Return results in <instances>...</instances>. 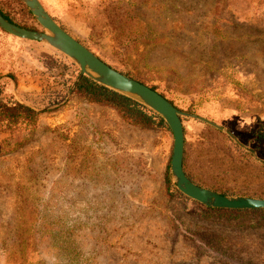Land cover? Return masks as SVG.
I'll return each instance as SVG.
<instances>
[{"label":"rangeland","instance_id":"rangeland-1","mask_svg":"<svg viewBox=\"0 0 264 264\" xmlns=\"http://www.w3.org/2000/svg\"><path fill=\"white\" fill-rule=\"evenodd\" d=\"M40 1L178 109L214 122L231 107L255 118L239 133L234 119L216 123L264 160V0ZM0 8L44 31L22 0ZM80 73L51 45L0 27V95L41 112L34 130L0 123V264H264V213L214 211L176 192L171 130L87 102L74 93ZM182 121L195 183L263 198V163L216 127Z\"/></svg>","mask_w":264,"mask_h":264},{"label":"water","instance_id":"water-1","mask_svg":"<svg viewBox=\"0 0 264 264\" xmlns=\"http://www.w3.org/2000/svg\"><path fill=\"white\" fill-rule=\"evenodd\" d=\"M44 28L32 30L10 22L0 13V27L8 33L23 39L39 41L51 45L77 62L82 76L111 89L127 94L160 114L168 124L174 138L171 169L177 188L186 196L201 202L207 207L221 209H264V198L247 196H228L205 188L192 181L184 169L185 133L182 117H191L203 121L227 133L240 146L264 164L252 148H247L230 130L204 116L185 112L175 107L166 97L152 87L113 68L87 46L66 31L46 10L40 0H22Z\"/></svg>","mask_w":264,"mask_h":264},{"label":"trees","instance_id":"trees-1","mask_svg":"<svg viewBox=\"0 0 264 264\" xmlns=\"http://www.w3.org/2000/svg\"><path fill=\"white\" fill-rule=\"evenodd\" d=\"M1 14L8 19L10 22H13L21 27L37 30L36 28H31L29 26L22 25L15 20H13L7 13H5L0 8ZM137 79V78H136ZM144 83L141 80H138ZM147 85V84H146ZM154 90L158 91L155 86H150ZM164 97H166L162 92L158 91ZM74 93L80 94L87 102L96 103L104 106L113 108L121 116V118L131 125L140 126L143 128L150 129H165L169 130L170 128L164 118L149 108L147 105L141 101L127 95L111 89L105 85H102L88 76H82L79 81L76 83L74 88ZM167 98V97H166ZM175 107H177L172 100L167 98ZM178 108V107H177ZM190 111V110H189ZM41 112L35 110L34 108L17 101L5 100L0 95V123L5 124L6 128L22 127L28 130H34L37 126L39 116ZM200 114V113H199ZM201 115H204L201 113ZM205 117L210 118L208 115ZM216 121V120H215ZM217 122V121H216ZM223 125L222 123H220ZM207 125V124H206ZM210 130L214 129L212 126L207 125ZM225 126V125H223ZM226 127V126H225ZM185 158L184 156V169H185ZM263 166L264 165H260ZM170 170V167H169ZM189 178L194 181L191 176L186 172ZM168 180L172 188L179 192L177 189L176 183L172 180L170 171L168 173ZM263 197L264 196H260ZM210 210L214 211H223V212H236V213H246V212H260L264 213V209H221V208H211Z\"/></svg>","mask_w":264,"mask_h":264},{"label":"crops","instance_id":"crops-1","mask_svg":"<svg viewBox=\"0 0 264 264\" xmlns=\"http://www.w3.org/2000/svg\"><path fill=\"white\" fill-rule=\"evenodd\" d=\"M220 115L219 119H217L216 121H219V123H222L225 126V123L221 122V121H226V119H234L235 122L237 123V127L235 128V130L233 129V131L235 133H239V132H244L246 130V127H250L251 125H253L255 118L252 117H243V116H239L238 113V109L235 107H231V108H223L218 110ZM228 122H232V121H228Z\"/></svg>","mask_w":264,"mask_h":264}]
</instances>
